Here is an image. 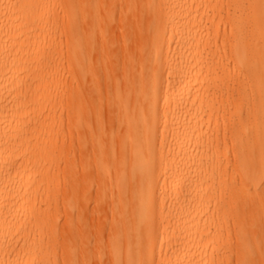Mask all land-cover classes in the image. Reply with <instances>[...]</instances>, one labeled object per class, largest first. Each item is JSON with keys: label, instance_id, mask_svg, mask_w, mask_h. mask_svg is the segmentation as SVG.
<instances>
[{"label": "bare ground", "instance_id": "obj_1", "mask_svg": "<svg viewBox=\"0 0 264 264\" xmlns=\"http://www.w3.org/2000/svg\"><path fill=\"white\" fill-rule=\"evenodd\" d=\"M230 1L90 0L99 21L86 52L74 0H0V264L74 258L56 228L97 201L117 260L221 264L229 228L234 246L247 243L222 195L253 176L261 190L264 32L258 13L246 22L243 0ZM149 3L156 22H144L142 47L128 51L121 33L108 58L104 26ZM246 86L258 94L241 107ZM253 212L258 240L259 196Z\"/></svg>", "mask_w": 264, "mask_h": 264}, {"label": "snow or ice", "instance_id": "obj_2", "mask_svg": "<svg viewBox=\"0 0 264 264\" xmlns=\"http://www.w3.org/2000/svg\"><path fill=\"white\" fill-rule=\"evenodd\" d=\"M77 10V21L85 30L80 34L82 48L85 51H92L96 47V26L99 18H89L88 10L92 7L90 0H74L72 5ZM99 7V5H96ZM107 5H105L106 7ZM247 15L246 22L259 15V21L262 32H264V0H243L239 5ZM157 7L154 3H149L148 13L142 17L121 18L119 25H105L104 31L111 33L109 39L105 42V51L108 58L113 56L119 58L121 49L119 47V34H124L125 46L130 52H134L133 45H141L145 34L143 24L146 21L150 26L155 24V18L152 10ZM91 25L90 29L87 27ZM148 39L151 41L152 47L156 46L158 33L151 31L148 33ZM146 51V49H145ZM252 118V112L249 110L247 119ZM247 132V129H245ZM242 166L246 171L251 172L256 168L254 156H248ZM260 179L259 186L261 190L254 192L255 177H250L246 187L242 186L239 181H233V184L227 189L223 195L224 209L228 216L227 222L231 226L235 220L245 229L247 243L243 246H234L231 240V228H229L228 239L225 244L227 250V259L221 264H264V215L260 220V235L257 240L255 237V216L253 207L255 205V197L259 196L260 204L264 207V112L261 114V158L259 163ZM135 178H133V182ZM91 207V206H89ZM101 215V205L97 201V206L92 215H89L87 208H81L79 211V219L73 217L72 221L61 231L59 225L56 228V240L58 245L62 244L66 254L73 256L67 259L64 264H150L147 260H125L114 259L112 257L113 249L116 246V240L109 235V229L105 226L97 224L96 217ZM235 217V220L233 219ZM147 229H142L146 231ZM113 231H118L114 229ZM123 235L121 233L119 245L123 247ZM145 251L147 249L146 241H142ZM35 264V262H33ZM57 264H60L57 261ZM154 264V262H151Z\"/></svg>", "mask_w": 264, "mask_h": 264}, {"label": "rangeland", "instance_id": "obj_3", "mask_svg": "<svg viewBox=\"0 0 264 264\" xmlns=\"http://www.w3.org/2000/svg\"><path fill=\"white\" fill-rule=\"evenodd\" d=\"M239 2V0H231L229 3L231 4V8H234L235 5ZM242 17L239 13L236 15H231L230 16V23L232 24L237 20V18ZM229 23V22H228ZM257 91L253 89L251 86H246L245 90L240 91L239 93L235 94L236 102L235 104L243 107L247 105L248 100L254 99L257 97ZM219 99V98H218ZM218 99H215V105H217Z\"/></svg>", "mask_w": 264, "mask_h": 264}]
</instances>
